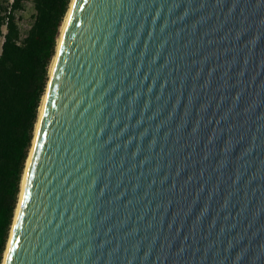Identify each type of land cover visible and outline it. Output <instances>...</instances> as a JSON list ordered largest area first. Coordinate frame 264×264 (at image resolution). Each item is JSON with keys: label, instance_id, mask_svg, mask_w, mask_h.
I'll return each instance as SVG.
<instances>
[{"label": "water", "instance_id": "water-1", "mask_svg": "<svg viewBox=\"0 0 264 264\" xmlns=\"http://www.w3.org/2000/svg\"><path fill=\"white\" fill-rule=\"evenodd\" d=\"M68 13L2 264H264V0Z\"/></svg>", "mask_w": 264, "mask_h": 264}, {"label": "trees", "instance_id": "trees-1", "mask_svg": "<svg viewBox=\"0 0 264 264\" xmlns=\"http://www.w3.org/2000/svg\"><path fill=\"white\" fill-rule=\"evenodd\" d=\"M72 0H0V264L60 28ZM30 5L22 35L19 13Z\"/></svg>", "mask_w": 264, "mask_h": 264}, {"label": "rangeland", "instance_id": "rangeland-1", "mask_svg": "<svg viewBox=\"0 0 264 264\" xmlns=\"http://www.w3.org/2000/svg\"><path fill=\"white\" fill-rule=\"evenodd\" d=\"M32 13H33V10L31 8V6L28 4L26 9L18 14V16L20 17L19 26H20V30H21L20 32L22 33V35L25 34L26 30L28 29V27L31 23V14ZM63 23H64V21H63ZM61 31H62V26L60 28V35H61ZM58 43H59V40H58ZM51 67H52V64H51ZM51 67H50V69H51ZM42 102H43V99H42ZM41 106H42V103H41ZM41 106H40V108H41ZM39 113H40V111H39ZM20 189H21V185H20Z\"/></svg>", "mask_w": 264, "mask_h": 264}, {"label": "bare ground", "instance_id": "bare-ground-1", "mask_svg": "<svg viewBox=\"0 0 264 264\" xmlns=\"http://www.w3.org/2000/svg\"><path fill=\"white\" fill-rule=\"evenodd\" d=\"M68 14L69 13H67V15H66V17H65V19H64V23H63V25H62V31H61V35L63 34V30H64V28H65V24H66V21H67V19H68ZM60 35V36H61ZM60 38V37H59ZM60 40V39H59ZM52 67H53V63H52ZM52 67H51V69H50V73H51V71H52ZM45 95V94H44ZM43 100H44V97H43ZM42 107V106H41ZM41 109L42 108H40V111H41ZM30 158V157H29ZM29 158H28V160H27V165H26V167L28 166V163H29ZM25 173H26V171H25ZM23 179H22V186H23V182H24V180H25V174H24V176L22 177ZM15 213H16V211H15Z\"/></svg>", "mask_w": 264, "mask_h": 264}]
</instances>
